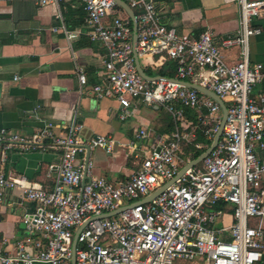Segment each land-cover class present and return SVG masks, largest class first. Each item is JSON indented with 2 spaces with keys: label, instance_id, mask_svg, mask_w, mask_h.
<instances>
[{
  "label": "built area",
  "instance_id": "obj_1",
  "mask_svg": "<svg viewBox=\"0 0 264 264\" xmlns=\"http://www.w3.org/2000/svg\"><path fill=\"white\" fill-rule=\"evenodd\" d=\"M81 1L89 36L106 49L102 73L107 87L94 85L97 95L115 97L122 119L141 102L164 108L178 124L169 137L159 138L147 150L135 146L138 168L113 183L91 170L92 149L112 151L108 136L85 138L81 125L73 122H47L32 135H23L0 122V199L13 189L34 205L24 213V234L11 249L0 237V264H74V259L76 264H256L264 251V228L251 224L264 217V160L256 153L264 147V91L255 94L253 88L264 72L262 63L250 59V38L261 33L254 19L264 14V0H236L240 27L222 38L211 29L192 36L163 24L157 0H123L134 19L116 0ZM117 8L125 16L114 12ZM232 47L239 48V58L227 63L222 50ZM135 51L141 61L150 56L154 69L175 61L174 76L143 77ZM78 78L81 85L88 83L82 69ZM180 81L214 91L226 101L228 116L218 144L202 165L187 169L155 199L143 203L193 160L186 147L198 129L212 142L222 121L215 99ZM188 108L200 113V126L187 125ZM48 148L59 155L53 187L8 168L14 152ZM221 203L233 205V222L217 229L214 225L224 214ZM121 207L126 208L104 216Z\"/></svg>",
  "mask_w": 264,
  "mask_h": 264
},
{
  "label": "crops",
  "instance_id": "obj_2",
  "mask_svg": "<svg viewBox=\"0 0 264 264\" xmlns=\"http://www.w3.org/2000/svg\"><path fill=\"white\" fill-rule=\"evenodd\" d=\"M37 1L0 0L2 126L23 135H32L47 122L79 124L85 138L104 135L112 140L111 152L103 147L91 150L92 174L113 183L128 178L138 168L139 160L133 153L134 147L147 150L159 138L169 137L178 123L164 108L141 102H137L130 115L122 119L119 101L106 93L100 97L94 91L97 84L104 89L107 87L102 73L106 49L88 34L83 2L61 0L39 5ZM156 6L160 21L175 27L179 33L198 36L211 29L216 38H222L234 35L240 27L236 0H157ZM254 24L262 30L250 38V59L254 63H262L264 72V14L255 18ZM68 32H72L73 36ZM222 53L227 63L239 58L238 47L225 48ZM141 63L145 69H153L149 65L150 56ZM79 69L87 75L86 85L80 84ZM253 90L255 94L264 91V77ZM185 111L190 121L187 125H199L200 113L189 108ZM220 115L223 118L222 107ZM141 131H144L142 136ZM197 133L194 139H190L195 146L193 151H189L193 159L196 151L203 152L209 147L198 141V135L200 133L205 139H210L201 133V129ZM197 144L202 147L197 148ZM256 153L264 160V147L257 148ZM58 164V153L48 148L14 152L8 168L51 188L57 179ZM220 207L224 209V214L217 223V229L233 222L232 205L221 203ZM0 209V237L6 239L11 249V243L24 234V213L33 211L34 205L19 191L7 189L0 199ZM259 223L264 228V217L261 221L251 220L255 226ZM256 264H264V251Z\"/></svg>",
  "mask_w": 264,
  "mask_h": 264
},
{
  "label": "water",
  "instance_id": "obj_3",
  "mask_svg": "<svg viewBox=\"0 0 264 264\" xmlns=\"http://www.w3.org/2000/svg\"><path fill=\"white\" fill-rule=\"evenodd\" d=\"M118 2V4L123 7L125 9V11L130 15V17L132 19H134V12L133 10L130 8V6L123 0H116ZM133 37H134V42L137 41V24L134 22L133 24ZM135 56V60H136V66L138 71L140 72V74L147 78V79H154L157 78V76H151L150 74L147 73L146 69L142 66L141 60L139 59L137 52L135 51L134 53ZM182 83H184L185 85L195 88L197 90H199L200 92L206 93L209 96H211L213 99H215L222 107L223 110V118L221 121V124L219 126V130L214 138V140L212 141V143L209 145V147L207 149H205L203 152H201L197 157H195L192 161H190L187 165H185L181 171L170 181H168L165 185H163L162 187H160L159 189L155 190L153 193H151L150 195H148L147 197H145L144 199H142L140 202L146 203L149 202L153 199H155L160 193H162L165 188L167 186H169L171 183L175 182L187 169L194 167L195 165L201 163L212 151L213 149L216 147V145L218 144V141L221 137L222 131H223V127L225 125L227 116H228V108L224 102L223 99L220 98L219 95H217L214 91L209 90L206 87H203L201 85H198L196 83H191L189 81H180ZM2 94V82L0 81V97ZM132 206V205H130ZM124 208L126 207H121L119 209H116L112 212H109L107 214H104V216H110L113 214H117L119 212H121ZM74 247H76L77 244V234L74 238ZM74 264H76V261L74 259Z\"/></svg>",
  "mask_w": 264,
  "mask_h": 264
},
{
  "label": "trees",
  "instance_id": "obj_4",
  "mask_svg": "<svg viewBox=\"0 0 264 264\" xmlns=\"http://www.w3.org/2000/svg\"><path fill=\"white\" fill-rule=\"evenodd\" d=\"M169 62V63H168ZM166 63V65L162 66L159 68V74L161 75H165V76H168V77H173L174 76V73H175V70L177 68V64L175 61L173 60H170ZM193 118V117H192ZM198 141H202L208 145L211 144V141L210 140H207L205 139L200 133L198 135ZM195 149V146L192 145V144H189L187 147H186V152H189V151H193ZM201 153V151H196L194 153V157H197L199 154Z\"/></svg>",
  "mask_w": 264,
  "mask_h": 264
},
{
  "label": "rangeland",
  "instance_id": "obj_5",
  "mask_svg": "<svg viewBox=\"0 0 264 264\" xmlns=\"http://www.w3.org/2000/svg\"><path fill=\"white\" fill-rule=\"evenodd\" d=\"M114 12H119V14L121 16H125V11L123 9H120V8H117L115 9ZM147 73L150 74V75H158L159 74V69H152V68H147L146 69ZM232 205V204H231ZM233 206V205H232ZM215 228H218L217 227V223L214 225Z\"/></svg>",
  "mask_w": 264,
  "mask_h": 264
}]
</instances>
